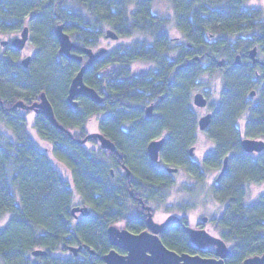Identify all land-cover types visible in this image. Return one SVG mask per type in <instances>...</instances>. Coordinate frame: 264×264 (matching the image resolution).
I'll return each instance as SVG.
<instances>
[{
	"label": "trees",
	"instance_id": "trees-1",
	"mask_svg": "<svg viewBox=\"0 0 264 264\" xmlns=\"http://www.w3.org/2000/svg\"><path fill=\"white\" fill-rule=\"evenodd\" d=\"M166 1L183 35L178 44L167 31L169 18L154 13L155 0H0V32L19 30L32 14L39 64L24 69L15 63L16 50L9 59L0 58V124L12 132L9 136L0 129V264H40L32 257L38 248L48 251L38 257L41 264H104L111 224L127 220L136 233L144 226L140 215L128 217L124 184L111 179L104 151L85 148L38 114L37 134L70 168L75 189L96 211L74 221L71 183L39 146L25 116L13 108L19 100L31 104L42 92L60 124L81 130L76 137L85 135L89 118L102 114L99 130L123 153L137 176L136 190L157 201L164 199L173 179L149 159L146 147L151 140L167 134L161 161L184 168L196 180L193 186H184L190 193L201 191L206 180L203 168L219 169L229 156L225 175L211 190L212 197L225 205L212 221L219 236L232 244L226 264L264 254V196L246 202L247 185L264 182V152L256 157L241 146L242 133L264 139V64L250 56L255 47L257 58L264 55V10L250 7V0ZM60 23L85 47L100 44L105 26L120 37L133 38L104 52L84 75L85 83L104 96L102 103L82 98L76 110L67 104L79 63L57 53L53 26ZM216 73L224 89L210 106L214 119L208 135L215 148L201 164L189 153L198 130L191 92L207 86L206 77ZM251 90L257 92L255 102L248 97ZM151 104L154 114L147 117L145 109ZM162 239L177 252L190 251L179 225H172ZM82 243L102 253L85 260L54 256L68 245Z\"/></svg>",
	"mask_w": 264,
	"mask_h": 264
},
{
	"label": "water",
	"instance_id": "water-1",
	"mask_svg": "<svg viewBox=\"0 0 264 264\" xmlns=\"http://www.w3.org/2000/svg\"><path fill=\"white\" fill-rule=\"evenodd\" d=\"M54 35L58 42V55L70 60H76L81 62L84 57L83 55L74 52L79 51L82 54L87 55L88 59L81 66L78 72L73 76L68 88L67 94V104L71 109L76 110L79 107L80 97L87 98L93 102H102V96L93 87L89 86L84 81V75L88 69L97 61L104 52L101 49L98 52H94L93 48L85 47L74 41L71 35L65 30L63 24H57L54 28ZM107 38L118 39V33L113 29H108L106 31ZM30 39V27L25 26L21 31V36L16 37L12 40H2L1 45H10L17 51H22L25 49L28 40ZM250 56L253 62L257 63L260 60L257 58V48H253L250 51ZM32 56L28 55L22 59L21 65L24 68H28L31 64ZM236 62L240 63V55L236 57ZM264 64L263 61H261ZM222 65V61L219 62ZM257 94L256 90H251L248 97L252 99ZM193 102L199 107H206L208 105V99L202 92L195 93L193 97ZM13 108L32 110L36 113H43L49 121L59 128L65 131L69 136H73L71 130L65 128L57 120L54 107L49 100L46 92H42L39 95V99L34 101L32 104H27L23 100L17 101ZM147 117H152L154 114V105H148L145 109ZM212 121V113L209 112L198 119V127L201 130L208 129ZM97 138L100 141L101 146L104 149H110L115 151V144L107 137H105L100 132L91 133L87 135L84 139L80 140L85 143L91 138ZM166 138L162 137L160 139L151 140L147 145V152L150 159L153 162H158L160 159V153ZM241 146L244 152H262L264 151V139H256L244 137L241 140ZM195 147L189 149L191 156H194ZM229 156H226L223 163V168L218 176V180L222 177L228 167ZM169 171L176 172L178 168L169 167ZM127 174L130 171L127 169ZM146 209L149 212V217L147 220L148 227L151 231L145 230L142 232L134 233L126 228H119L115 223L111 224L107 229L108 238L110 244L115 247L103 256L104 264H226V259L231 254V249L228 247L227 243L218 236L212 235L206 230L194 229L187 226L186 231L190 235V244L193 249L199 251H207L208 245L214 244L216 246L217 257L210 258L204 257L199 254L192 255L190 253H178L170 248H168L161 240L159 234L164 232L171 224L180 222V217L177 215H169L168 218L162 222L158 223L154 221L151 207L147 206ZM82 211L85 216L90 214V210L87 206L74 207L72 212ZM204 221L208 220V217L203 218ZM116 248L123 250L125 254L120 253ZM82 246H69L68 250L72 252L75 256L78 255ZM48 251L43 248H38L33 250L32 255L34 257L46 256ZM241 264H264V254L250 256L246 258Z\"/></svg>",
	"mask_w": 264,
	"mask_h": 264
},
{
	"label": "rangeland",
	"instance_id": "rangeland-1",
	"mask_svg": "<svg viewBox=\"0 0 264 264\" xmlns=\"http://www.w3.org/2000/svg\"><path fill=\"white\" fill-rule=\"evenodd\" d=\"M250 7H256L264 10V0H250L248 3ZM154 13L160 15L161 17H168L169 22L166 26L167 31L170 35V37L174 40L175 44L183 42V35L182 33L177 29L175 22H174V10L171 6V4L166 0H155L154 2ZM31 16L30 14L26 19L24 24L29 25L32 27V33L30 35V39L28 40L25 49L20 53H18V58L15 61V63L21 65V61L23 58H25L28 55H31L33 57V61L30 64V66L26 69L22 65V67L26 70H30L31 67L37 68L38 67V58L37 55V47L34 44V36L38 35V30L33 26V22H31ZM30 22V23H29ZM55 25L53 26L54 29ZM108 29H111L109 26L104 27L103 31V37L100 39V44L93 48L94 52H98L101 49H104L105 51L111 50L114 47L129 43L133 41V38L129 37H120L118 39L113 38H107L106 37V31ZM21 29L15 30V31H8V32H0V58H6L9 59V49L6 46L1 45L2 40H10L16 38L15 36L21 35ZM14 37V38H13ZM18 37V36H17ZM72 39L75 41V39L72 37ZM78 43V42H77ZM79 44V43H78ZM81 45V44H80ZM83 46V45H82ZM258 58L260 60H264V55H258ZM264 62V61H263ZM141 68L144 66L141 65ZM206 80H208L207 86L197 87L194 88L191 92V103L194 106L195 114L197 118L199 119L201 116L207 114L210 109V106L216 102L222 90L224 89V83L222 81V77L219 74H214L212 76H207ZM4 83L8 84L7 80H4ZM202 92L204 95L208 98V105L206 107H199L194 104L193 97L195 93ZM39 99V97L36 99V101ZM257 99L256 95L252 98V101L255 102ZM34 102V101H33ZM32 102V103H33ZM18 112L25 116L28 127L35 138V140L38 142L39 146L46 151L50 158L52 163L55 165V167L71 182V185L74 189V203H80L81 202V196L78 193V191L75 189L72 181V174L69 169V167L65 164L64 161L57 158L52 150L51 145L47 143L46 141L42 140L39 135L37 134V131L34 128L35 118H36V112L29 111L26 109H17ZM246 114L242 115V118L240 119L239 125L240 128H242V125L244 123V118ZM101 115L97 114L92 116L88 122L86 123V132L87 133H93L98 131V123L100 120ZM242 120V122H241ZM0 129L6 132L7 135L11 136L12 132L10 129L6 128L2 124H0ZM77 129L71 130V132L76 131ZM163 136H167L166 133L162 134ZM242 138L245 137V135L242 133ZM85 146L89 148L90 150H101V147L99 144L96 143H86ZM195 147L194 149V156H191L195 161L202 164V161L204 157L211 153L215 148L214 141L209 137L208 135V129L201 130L198 127L197 130V139L195 144L193 145ZM257 157V156H256ZM136 161L138 159L136 158ZM159 166H164V164H161ZM207 170V177L205 180V183L198 193L189 192L184 190V186H193L196 184V180L182 167H179V170L177 173H173L171 175V178L173 179V183L169 190H167V194L165 195L164 199L162 201H159V203L152 202V207L154 208L155 215L154 219L156 221H163L165 220L169 214L170 215H177L179 217H182L185 215V217L189 220L191 224H194V222L202 221L203 217H208L209 220L214 218L215 216L219 215L225 208L224 204L219 203L215 198L211 195L212 186L216 183L215 178L217 173L220 171L219 169H204ZM262 196H264V182L260 184H248L247 185V191H246V202L252 203L258 201ZM159 200V199H158ZM90 207V206H89ZM91 208V207H90ZM181 208V209H180ZM94 212V211H93ZM135 211H130L129 214H133ZM117 227L119 228H125V224L122 222L115 223ZM207 231H209L212 235L217 236L218 232L214 229L213 224L211 222H207L205 225ZM228 247L230 248L232 246L231 243L228 242ZM211 249L215 250V246L211 245ZM231 249V248H230ZM94 250L98 251V249L94 248ZM99 252V251H98ZM102 252V251H101ZM54 256L60 257V258H75L73 256V253L66 250V251H57L54 253ZM32 257H34L32 255ZM38 263H42L41 259L38 257H34Z\"/></svg>",
	"mask_w": 264,
	"mask_h": 264
},
{
	"label": "flooded vegetation",
	"instance_id": "flooded-vegetation-1",
	"mask_svg": "<svg viewBox=\"0 0 264 264\" xmlns=\"http://www.w3.org/2000/svg\"><path fill=\"white\" fill-rule=\"evenodd\" d=\"M30 23V22H29ZM31 24H29V25H26V24H23L22 25V29L25 27V26H29L30 27V35H31V33H32V27L30 26ZM56 26V25H55ZM20 28V29H21ZM55 28V27H54ZM22 31V30H21ZM18 37H19V35H17ZM17 36H15V37H17ZM21 36V35H20ZM55 36V35H54ZM14 38V37H13ZM10 40H12V39H10ZM6 47H8V49H9V52H11V51H13V50H15L11 45H10V43L8 44V45H6ZM58 50V49H57ZM23 51V50H22ZM22 51H17L16 50V52H22ZM74 52H77V53H79V54H81V55H83V57H84V59L81 61V62H79V61H76V60H74V61H76V62H78L79 63V69L81 68V66L85 63V61L88 59V57H87V55H85V54H82L81 52H79V51H74ZM58 53V52H57ZM22 54V53H21ZM32 61H33V57H32V60H31V63H32ZM260 63H261V61H260ZM19 65V64H18ZM21 66V65H20ZM77 73V72H76ZM73 78V77H72ZM67 94H68V92H67ZM48 96V95H47ZM102 96V95H101ZM83 97H80V99H79V103H80V101H81V99H82ZM87 99V98H86ZM50 100V99H49ZM36 101V100H35ZM51 101V100H50ZM104 101V96H102V102ZM102 102H100V103H102ZM52 103V102H51ZM96 103V102H95ZM32 104V103H31ZM53 105V104H52ZM79 106H80V104H79ZM211 108V107H210ZM29 111H32V110H29ZM209 112H211L212 113V121H213V119H214V112H213V110L212 109H210V111ZM208 112V113H209ZM38 114H43V113H41V112H39V113H36V116L38 115ZM100 115H102V114H100ZM102 117V116H101ZM100 117V118H101ZM90 119V118H89ZM212 121H211V123H210V125L212 124ZM74 132H76V133H74ZM74 132H72V134H73V136H71V137H73V139H74V141H76V142H79L80 144H82L85 148H87L86 146H85V144L86 143H96V144H99L100 145V147H101V151H104V153H105V155H106V158L108 159L107 161H108V163H109V165H110V168H109V170H110V174H111V179L113 180V182L114 183H119V182H123V187H124V190L126 191V197H125V205H126V207H128L130 210L132 209V211H135V213H133V214H129V216L128 217H130L131 215H140L141 217H142V219L144 220V226H143V229H142V231H145V230H148V231H151L150 230V228L148 227V223H147V220H148V217H149V212H148V210L146 209V207L147 206H150L151 207V213H152V216H153V219H154V215H155V211H154V208L151 206L152 205V202H154V203H159V201H157V200H155V198H154V196L153 195H151V194H145V193H143V192H138L136 189H137V181H138V179H137V176L133 173V170L131 169V167L125 162V160H124V155H123V153L122 152H120L119 150H117V148L115 149V151H112V150H110V149H104L102 146H101V144H100V141L97 139V138H95V137H93V138H91V139H89L88 141H86L85 143H82L80 140H82V139H84L87 135H89V134H91V133H87L86 132V127H85V135L83 136V137H76L75 136V134H77V135H80L81 134V130L80 129H77L76 131H74ZM97 132H100L101 134H103L100 130H99V128H98V131ZM93 133H96V132H93ZM104 135V134H103ZM105 136V135H104ZM106 137V136H105ZM162 137H165V136H163V135H161L159 138H157V139H160V138H162ZM148 145V144H147ZM116 147V146H115ZM193 147V146H192ZM87 149H89V148H87ZM163 149V148H162ZM146 151H147V147H146ZM110 152H112V153H114L113 155H111V153ZM264 151H262V152H251L250 154H252V155H254V156H257V155H259V154H261V153H263ZM147 154H148V152H147ZM112 156H114V158H116V159H118V160H113L112 159ZM148 157H149V155H148ZM149 159H150V157H149ZM225 159V158H224ZM151 160V159H150ZM152 161V160H151ZM153 162V161H152ZM154 164H156V167L160 170V171H163V172H165V173H167V174H170V175H172L174 172H171V171H169L168 170V168L169 167H174V166H171V165H167V164H165V163H163L162 161H161V153H160V159H159V161L158 162H153ZM223 163H224V160H223ZM161 164H164V166H159V165H161ZM228 166H229V161H228ZM175 168H178V170H179V167H175ZM222 168H223V164H222V166L219 168V172L217 173V175H216V178H215V181H216V183L217 182H219L220 180H221V178L225 175V173H226V171H225V173L222 175V177L220 178V180H218V176H219V174L221 173V170H222ZM70 169V168H69ZM127 169L130 171V174H127ZM184 169V168H183ZM205 169V168H204ZM228 169V168H227ZM185 170V169H184ZM186 171V170H185ZM178 171H176L175 173H177ZM204 174H205V177H207V170H204ZM72 174V173H71ZM69 181V180H68ZM72 181H73V177H72ZM70 182V181H69ZM71 183V182H70ZM73 185H74V183H73ZM75 187V186H74ZM151 192V191H150ZM83 206H87L88 208H89V210H90V214L89 215H95L96 214V211H95V209H94V207L91 205V204H89V203H86V202H84V200L81 198V202L80 203H74L73 202V205H72V209L74 208V207H83ZM91 208H90V207ZM94 211V212H93ZM71 212H72V210H71ZM72 215H73V218H74V221L75 222H78L79 220H81L82 218H84V217H86L84 214H83V212L82 211H80V210H78V211H76L75 213H73L72 212ZM89 215H87V216H89ZM170 215V214H169ZM168 218V217H167ZM166 218V219H167ZM204 218V217H203ZM203 218H202V221H199V222H194V224H191L190 222H189V220L185 217V215H183L182 217H180V222H177V223H174V224H171L164 232H161L160 234H159V236H160V238H161V240H162V242H163V239H162V236H163V234H165V232L172 226V225H179L182 229H183V231L185 232V234L187 235V238H188V243H189V245H190V251H188V252H185V253H190V254H192V255H196V254H199V255H201V256H204V257H210V258H214V257H217V255H216V246L214 245V244H210V245H208V250L207 251H199V250H195V249H193L192 248V246H191V244H190V235H189V233L186 231V227L187 226H189V227H192V228H194V229H199V230H206L207 231V229H206V227H205V225H206V223L209 221V222H211L212 224H213V221H212V219H210L209 220V218H208V220L207 221H204L203 220ZM165 219V220H166ZM165 220H163V221H161V222H159V221H156L155 219H154V221H156V222H158V223H162V222H164ZM117 222H122V223H124L125 224V228L126 229H128V230H130L129 228H128V226H127V220H120V221H117ZM116 222V223H117ZM213 227H214V224H213ZM108 229V228H107ZM214 229H215V227H214ZM216 230V229H215ZM131 231V230H130ZM142 231H140V232H142ZM217 231V230H216ZM132 232V231H131ZM207 232H209V231H207ZM134 233H136V232H134ZM210 233V232H209ZM211 234V233H210ZM107 236H108V234H107ZM218 237H220L219 236V233H218V235H217ZM224 240V239H223ZM108 241H109V238H108ZM225 241V240H224ZM227 244H228V242L227 241H225ZM109 243H110V241H109ZM164 243V242H163ZM166 245V244H165ZM211 245H213V246H215V250H213V249H211L210 248V246ZM69 246H71V245H68L67 246V250H68V247ZM73 246H82V249L79 251V253H78V255L77 256H75L74 254H73V256L75 257V258H79V259H81V260H85V259H89V258H92V257H96L97 255H99L100 253H102L100 250H98V251H96V250H94V248L95 247H88V245L86 244V243H82V244H79V245H73ZM167 246V245H166ZM168 247V246H167ZM115 247H113L111 244H110V248H109V251L110 250H112V249H114ZM169 248V247H168ZM231 248V247H230ZM120 253H122V254H125V252L123 251V250H120V249H118V248H116ZM171 249V248H170ZM173 250V249H172ZM232 250V249H231ZM69 251V250H68ZM108 251V252H109ZM174 251H176V250H174ZM108 252H106V253H108ZM177 252V251H176ZM232 252V251H231ZM105 253V254H106ZM178 253H180V254H182V253H184V252H178ZM104 254V255H105ZM103 255V256H104ZM230 256V255H229ZM41 257H44V256H41ZM228 259V258H227ZM226 259V260H227ZM104 261V260H103Z\"/></svg>",
	"mask_w": 264,
	"mask_h": 264
},
{
	"label": "bare ground",
	"instance_id": "bare-ground-1",
	"mask_svg": "<svg viewBox=\"0 0 264 264\" xmlns=\"http://www.w3.org/2000/svg\"><path fill=\"white\" fill-rule=\"evenodd\" d=\"M210 126V125H209ZM228 168V167H227Z\"/></svg>",
	"mask_w": 264,
	"mask_h": 264
}]
</instances>
